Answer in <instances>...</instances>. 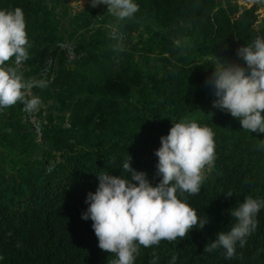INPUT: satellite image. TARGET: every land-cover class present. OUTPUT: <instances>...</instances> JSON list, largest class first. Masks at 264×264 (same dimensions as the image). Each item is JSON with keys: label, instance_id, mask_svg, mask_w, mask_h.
<instances>
[{"label": "trees", "instance_id": "1", "mask_svg": "<svg viewBox=\"0 0 264 264\" xmlns=\"http://www.w3.org/2000/svg\"><path fill=\"white\" fill-rule=\"evenodd\" d=\"M251 2L252 0H247ZM139 11L121 22L126 51L116 54L106 25L114 22L107 5L82 0H0V9H23L30 59L24 79L41 76L57 46L74 41L75 59L60 49L45 80L34 87L42 99L31 115L20 102L0 109L8 121L0 128V264H108L114 257L98 247L92 221L82 219L98 174L131 176V159L153 185L161 137L173 121L188 116L214 133L215 159L197 195L184 194L201 219L184 239L140 248L135 264H264V207L244 247L226 259L218 248L204 252L217 233L236 221L230 210L251 195L264 199V133L241 128L230 113L213 107L206 83L221 60L243 64L238 47L264 37L263 0H135ZM191 47L179 55L175 39ZM14 60V57L12 58ZM12 61L6 62L11 63ZM42 120V136L30 116ZM231 190L233 195L225 194ZM179 195V193H178Z\"/></svg>", "mask_w": 264, "mask_h": 264}, {"label": "clouds", "instance_id": "2", "mask_svg": "<svg viewBox=\"0 0 264 264\" xmlns=\"http://www.w3.org/2000/svg\"><path fill=\"white\" fill-rule=\"evenodd\" d=\"M91 7L107 5V13L114 18L106 25L109 38L115 43L109 47L118 58L127 49L124 35L119 31L121 22L133 20L139 11L135 0H90ZM179 55L191 47L185 37L174 40ZM26 19L22 8L0 9V109L22 103L25 114H33L42 105V99L32 93L34 87L47 88L49 81L24 79L21 71L30 59ZM243 64L221 60L212 62L214 71L206 83L214 90L213 107L231 114L247 131L264 133V37L257 36L237 49ZM14 57V60L12 59ZM12 61L11 63H6ZM260 147H264V141ZM158 157L157 175L162 179L153 185L143 171L132 167L131 157L122 165L131 176L98 174L95 192H89L87 210L82 219L92 221L98 247L114 258L108 264H135L140 248L158 247L161 241L184 239L191 229H203L207 219H201L197 210L187 202L184 194L197 195L205 180V170L215 159L214 133L188 116L173 121L167 135L161 137V146L155 150ZM179 193V195H178ZM228 198L233 195L229 190ZM264 207V199L246 196L230 210L235 219L230 230L217 233L204 252L218 248L225 258L236 255V246L244 247L246 238L257 227V214ZM150 264L158 256L151 253ZM177 257L173 256L171 264Z\"/></svg>", "mask_w": 264, "mask_h": 264}, {"label": "built area", "instance_id": "3", "mask_svg": "<svg viewBox=\"0 0 264 264\" xmlns=\"http://www.w3.org/2000/svg\"><path fill=\"white\" fill-rule=\"evenodd\" d=\"M64 45V48H62L63 51H65L66 56L68 57V60L71 61L75 59L77 54V46L74 43V41H65L64 43H61L60 48ZM54 64V58L52 56L47 58V62L45 64L44 70L42 72V77L44 80L48 76L51 67ZM30 122L33 126L34 132L37 135L38 138L42 136V120L38 118L37 116H30Z\"/></svg>", "mask_w": 264, "mask_h": 264}, {"label": "rangeland", "instance_id": "4", "mask_svg": "<svg viewBox=\"0 0 264 264\" xmlns=\"http://www.w3.org/2000/svg\"><path fill=\"white\" fill-rule=\"evenodd\" d=\"M85 1H90V0H82V2H85ZM254 0H252L251 2H248L247 0H238L239 3L241 4H246L247 6H252L254 4L253 2ZM264 8V0H263V7ZM257 15L261 18V19H264V12L263 13H260L259 10L256 11ZM60 45L59 44L57 47V54L55 55L56 57H54V62L55 60L57 59L58 60V57H59V53H60V49L64 48V45L60 48ZM44 80V78L41 76H39V78H37L36 80ZM6 123H8V121L6 120V117L4 118H0V128L3 127ZM211 167V166H210ZM210 167H208L205 172H207Z\"/></svg>", "mask_w": 264, "mask_h": 264}]
</instances>
